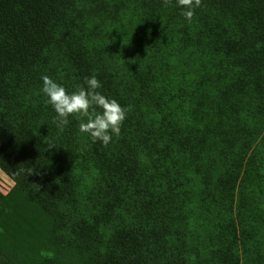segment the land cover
I'll return each instance as SVG.
<instances>
[{
  "label": "trees",
  "instance_id": "trees-1",
  "mask_svg": "<svg viewBox=\"0 0 264 264\" xmlns=\"http://www.w3.org/2000/svg\"><path fill=\"white\" fill-rule=\"evenodd\" d=\"M134 1L0 0V59L24 67L11 90L45 96L41 77L48 75L71 93L85 77L96 75L98 91L131 109L120 136L106 147L79 131L76 116L68 117L63 131L54 121L45 123L41 153L25 130L6 134L0 166L14 186L0 199V208L21 212V224L31 220L29 206L40 210L45 241L22 243L29 250L21 252L23 257L9 259L0 250V264H190L195 252L201 264H236L230 250L237 249L246 252V264H264V228L254 233L251 219L245 226L249 238H238L235 230L240 207L264 195V167L252 160V148L246 155L250 147H243L246 135L264 128V0H201L191 23L176 0L167 7L162 0H139L133 10L141 23L118 43L117 54L109 63L84 62L77 28L90 36L97 25L109 32L114 18ZM44 31L51 40L42 45ZM9 51L16 57L9 59ZM210 78L223 84L214 87L212 80L207 83ZM240 82L255 86L258 95L247 100L246 111L257 113L251 123L240 120L246 135L233 139L225 133L232 128L227 116L239 115L243 105L227 94L230 90L233 97ZM214 91L219 100L214 115L200 128V108ZM46 104L45 118L54 112ZM190 122L200 130L193 132ZM239 139L244 141L237 146ZM78 180L94 195L90 210L86 190L75 193ZM114 195L121 201L112 208ZM8 223L20 230L15 220L0 219L3 229ZM93 238L99 241L96 256ZM192 242L195 248L185 247Z\"/></svg>",
  "mask_w": 264,
  "mask_h": 264
},
{
  "label": "rangeland",
  "instance_id": "rangeland-1",
  "mask_svg": "<svg viewBox=\"0 0 264 264\" xmlns=\"http://www.w3.org/2000/svg\"><path fill=\"white\" fill-rule=\"evenodd\" d=\"M139 0H136L134 2H131L130 7L128 11H123L120 14H118L114 18L113 24H111V29L106 31L103 26L97 25L94 33L92 36H90V33L82 29L81 27L77 28V34L79 37V40L81 43L79 44V52L84 62H91V61H106L109 63L111 57L117 54L119 47L118 43H123L128 34L134 29V27L138 28L139 24L141 23L140 17L136 16V13L134 12V8L138 7ZM106 4L103 3V7ZM122 5V4H121ZM116 11L113 10V12ZM112 12V13H113ZM55 20V19H54ZM51 26V24H50ZM75 29V27L73 26ZM45 29V28H44ZM51 33V32H49ZM57 37V34L55 33V38ZM51 40L50 34H45V31L43 32V38L39 41V44L45 45L46 43H49ZM41 48V47H40ZM39 48V49H40ZM38 49V50H39ZM38 50L35 52V54L38 52ZM78 54V53H77ZM7 57L9 59L14 58L12 52L7 53ZM21 62L27 63L26 60H21ZM33 67V65H32ZM187 68V67H186ZM258 68L254 67V70ZM24 67L23 64L19 61L16 63L11 62H4L0 59V158L2 157L3 148L5 147V143L9 140L8 137H6V134L11 132L13 129L20 128L25 130L30 134V138L35 140L36 148L39 153H41L40 148H45V135L48 134V129L45 128V123L47 121H54V117L57 115L54 112H52L51 116H48L45 118V96L41 97H34L30 95H26L22 92L19 93L18 89L17 92H14L9 88L12 84H18L21 79L20 76H17L18 73L22 74ZM57 69V68H54ZM186 70V69H185ZM190 68L188 73H190ZM249 75L244 77V80L246 81L248 79ZM34 79H36V83L39 82V77L34 76ZM16 79L17 81H14ZM212 80V85L214 87H219L223 83L218 81V83L214 82ZM42 81V79H41ZM244 83H238L234 89H232L234 92L233 97H229V92L227 94V99L231 102H235L238 105V101H241V106L243 105L239 115L235 114L233 117L232 114L227 116V121L230 123V126L232 127L229 129V131H226L225 133H229V136L233 139L244 138L245 132L241 129L243 126L240 125L241 121L244 120L245 122H249L251 119H253L256 115V111H253L251 114H249L246 111V102L250 98H254L253 96L258 95V92L255 88V86L249 82ZM28 84V83H27ZM246 85L249 89H251L252 94L249 95L246 93ZM251 96V97H250ZM211 97V98H210ZM159 98V96L157 97ZM202 100V99H201ZM200 100V101H201ZM218 100V96L216 95L215 91L210 93L208 97V104H206V107H201L200 109L204 108V111L201 112V118L204 119H197L196 123L200 124L203 127L204 123L208 120H210L214 114L213 108L216 107V103ZM204 105V102L202 103ZM210 105V106H209ZM212 111H208V109ZM239 107V106H238ZM205 115V117H204ZM241 120V121H240ZM243 121V122H244ZM254 121V120H253ZM252 121V122H253ZM191 123V122H190ZM251 123V122H249ZM192 125V123H191ZM190 129H193V132L195 130H200L199 128L192 127ZM264 128H257L254 129L253 133L250 135H246V142L243 144V147H250L249 150H247L246 155L251 152V158L253 161H255L257 165L264 167V161L260 162V157L264 156V135L261 137V133ZM223 130V129H222ZM196 133V132H195ZM218 133V132H214ZM213 133V134H214ZM224 133V134H225ZM61 134V133H60ZM59 134V135H60ZM213 134L211 137H213ZM211 141H215V139H211ZM244 139H239L237 142V146H239V142L242 143ZM228 145V144H227ZM226 145V146H227ZM235 145V144H234ZM218 146V145H215ZM224 145L219 146L220 149H226L222 148ZM233 146V145H228ZM254 146V149H253ZM236 149V148H235ZM234 149V150H235ZM248 149V148H247ZM236 184H238V181L236 180ZM14 186V180L12 177L0 166V199L3 196H8L11 192L12 188ZM83 190H86L83 194L84 200H85V207L90 210L93 206L92 203V197H94L93 193L91 192L90 188L87 187V183H84L83 181L78 180L75 193L77 196H82ZM237 196V186L235 185V188L233 189V199H236ZM3 199V200H9ZM257 200V204L255 207H253V201ZM251 200V203L248 205H244L240 207L241 211H235L234 208L232 210L233 217L238 212L237 216V226L235 227L236 235L238 238L241 237L242 234L249 238L245 232V226H250V220L252 219L253 225L251 226L255 232H263L264 228V202L262 203L261 199L264 200V195L260 198H255ZM121 201V195H114L113 199V207H117ZM246 200L242 196V204ZM30 205L27 204L26 207ZM115 205V206H114ZM236 205V204H235ZM105 208L107 209L106 205ZM29 210L32 211V217H30V221L24 222V224H21L18 222L17 218H24V215L17 211L13 210V213L10 211H5L0 208V219L4 222L7 221V218H10L15 220L17 225L19 226L20 230L16 228L15 225L8 223L6 228L0 227L2 231L0 232V250L2 251L3 255L9 259L17 258V257H23L21 252L23 250L29 251L28 248L21 245L22 243H27L33 246L34 242L41 243L45 241V215L41 213L40 210L33 209L32 207H28ZM259 209H263L260 211ZM105 213L107 210L104 211ZM5 213V215H4ZM90 217H94V213L90 212ZM4 215V216H3ZM91 218L87 222L85 226V233L86 235H89L92 228ZM241 225L244 227L242 228L241 232ZM191 228H193L191 224ZM231 228V227H229ZM228 228V230H229ZM244 231V232H243ZM98 242L96 238H93L90 247L92 248V254L96 256V246L98 245ZM185 247H188L190 250L192 248H195L194 242L188 243ZM198 253L201 252L199 248H197ZM194 253V252H193ZM196 253V252H195ZM194 253V261L190 264H201L198 263V258L195 256ZM230 255L233 256V258L237 259L236 264H246L244 262L246 258V252L241 251L240 249H237L236 251L230 250ZM229 256V255H228Z\"/></svg>",
  "mask_w": 264,
  "mask_h": 264
},
{
  "label": "clouds",
  "instance_id": "clouds-1",
  "mask_svg": "<svg viewBox=\"0 0 264 264\" xmlns=\"http://www.w3.org/2000/svg\"><path fill=\"white\" fill-rule=\"evenodd\" d=\"M162 3L167 7L172 0H162ZM176 4L183 9L181 15L191 23L194 10L201 6V0H176ZM41 79V91L57 114L54 123L61 131L69 123L68 117L76 116L80 118L79 131L88 134L94 143L100 141L106 147L113 136H120L121 125L131 109L122 107L117 100L98 91L101 82L96 75L85 77L83 85H78L71 93L48 75H43ZM48 145L51 147L55 144L48 141Z\"/></svg>",
  "mask_w": 264,
  "mask_h": 264
}]
</instances>
